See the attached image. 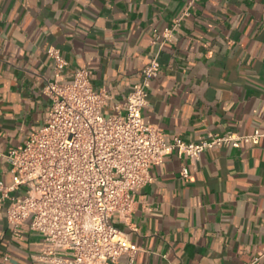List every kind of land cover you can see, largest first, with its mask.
Returning a JSON list of instances; mask_svg holds the SVG:
<instances>
[{"label":"crops","instance_id":"0c3cea01","mask_svg":"<svg viewBox=\"0 0 264 264\" xmlns=\"http://www.w3.org/2000/svg\"><path fill=\"white\" fill-rule=\"evenodd\" d=\"M191 1L174 39L163 41V30ZM49 47L67 63L64 82L85 68L92 86L108 95L104 116L116 114L158 57L142 119L166 142L264 130V0H0L1 152L44 124ZM183 167L189 179L181 177ZM148 174L128 222L112 218L138 248L132 262L122 255L116 264H264V139L213 148L197 161L173 152ZM12 182L0 158V184ZM7 206L0 191V264H44L42 239L29 220L14 231Z\"/></svg>","mask_w":264,"mask_h":264},{"label":"built area","instance_id":"2783aa9c","mask_svg":"<svg viewBox=\"0 0 264 264\" xmlns=\"http://www.w3.org/2000/svg\"><path fill=\"white\" fill-rule=\"evenodd\" d=\"M193 2L163 30V41L174 39ZM46 54L53 60V79L43 86L50 100L44 124L20 146L0 151L13 173L10 186L0 184L2 198L8 200L6 221L16 231L29 220L44 243L38 256L44 264H116L122 255L132 262L138 248L112 218L128 222L134 194L151 181L150 166L173 152L197 161L213 148L256 146L264 139V130L256 129L249 135L207 134L198 143L177 136L166 142L161 130L142 119L150 83L160 74L158 57L143 68L116 114L104 116L109 97L92 86L88 71L77 68L72 80L64 82L66 61L53 47ZM181 177L189 179L184 167ZM20 188L23 195H8Z\"/></svg>","mask_w":264,"mask_h":264}]
</instances>
